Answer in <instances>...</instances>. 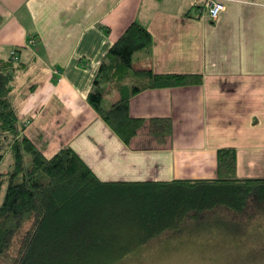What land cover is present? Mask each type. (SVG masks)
Returning a JSON list of instances; mask_svg holds the SVG:
<instances>
[{
    "label": "crops",
    "instance_id": "0c3cea01",
    "mask_svg": "<svg viewBox=\"0 0 264 264\" xmlns=\"http://www.w3.org/2000/svg\"><path fill=\"white\" fill-rule=\"evenodd\" d=\"M0 0V58L23 70L10 100L23 133L45 155L72 148L102 181L216 177L219 148L235 149L239 178H264V0ZM133 21L152 36L136 68L199 74L201 84L149 88L128 102L145 121L125 144L87 94L104 55ZM168 118L158 142L148 120Z\"/></svg>",
    "mask_w": 264,
    "mask_h": 264
},
{
    "label": "trees",
    "instance_id": "16d2710c",
    "mask_svg": "<svg viewBox=\"0 0 264 264\" xmlns=\"http://www.w3.org/2000/svg\"><path fill=\"white\" fill-rule=\"evenodd\" d=\"M151 48L147 28L131 22L104 55L86 97L127 145L146 121L130 116L133 95L202 82L199 74L136 68L134 63ZM25 67L10 57L0 58V164L10 157L7 169L0 171V264H143L149 255L168 256L193 246L191 240L211 229L198 225L201 221L224 222L212 225L223 240L213 245L216 249L249 247L239 228L230 226H237L232 221L220 215L202 217L218 207L241 215L252 199L264 216V178L237 177L234 148L217 150L215 178L102 181L69 146L46 157L23 133L9 93L15 73ZM148 124L158 142L171 136L168 118ZM260 220L258 228L264 226ZM24 224L12 253L14 235ZM225 239L234 241L228 245Z\"/></svg>",
    "mask_w": 264,
    "mask_h": 264
},
{
    "label": "rangeland",
    "instance_id": "374dc122",
    "mask_svg": "<svg viewBox=\"0 0 264 264\" xmlns=\"http://www.w3.org/2000/svg\"><path fill=\"white\" fill-rule=\"evenodd\" d=\"M9 162L10 157L9 155H6L2 163L0 164V171L7 169V164ZM214 215L223 216L224 218L236 224L237 226L231 224L230 226L236 229L239 228L240 236L243 239L247 240L246 242H250L247 243L249 247L241 249H232L227 247L226 249H216L213 245L222 244L223 240H221L216 235V230L214 228L215 226L212 225L224 222L222 220L201 221L198 222V225L202 227L205 226L204 228L206 229H211L204 235L195 237L198 240H191L190 242H195L193 246L186 247V249H184L183 251L173 253L168 256H158L155 254L149 255L148 257L144 258L145 262L143 264H264V226H261L259 228L257 227L258 219H260L261 217L260 221H262L264 219V216L262 217L261 215L263 214H259V211L254 208L253 199L248 202V207L241 215H238V213H234L233 211L226 208L218 207L213 211H207L203 213L202 217H212ZM248 217L251 218H249L251 224L247 223ZM26 228L27 224H24L16 232L12 240L10 252L16 253L21 241V237ZM215 238H219V240H215ZM232 241L226 240L224 241V243L231 245ZM241 243L245 242H239V244ZM127 264L134 263L127 262Z\"/></svg>",
    "mask_w": 264,
    "mask_h": 264
},
{
    "label": "built area",
    "instance_id": "2783aa9c",
    "mask_svg": "<svg viewBox=\"0 0 264 264\" xmlns=\"http://www.w3.org/2000/svg\"><path fill=\"white\" fill-rule=\"evenodd\" d=\"M207 15L211 21L217 19L219 13L224 9V4L221 0H206ZM9 57L14 61H18V56L15 50H10Z\"/></svg>",
    "mask_w": 264,
    "mask_h": 264
}]
</instances>
